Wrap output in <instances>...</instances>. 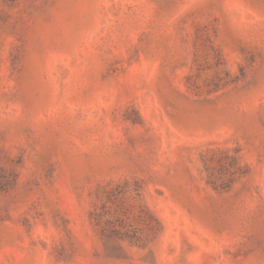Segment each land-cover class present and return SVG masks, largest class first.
<instances>
[{"label": "rangeland", "instance_id": "obj_1", "mask_svg": "<svg viewBox=\"0 0 264 264\" xmlns=\"http://www.w3.org/2000/svg\"><path fill=\"white\" fill-rule=\"evenodd\" d=\"M0 264H264V0H0Z\"/></svg>", "mask_w": 264, "mask_h": 264}]
</instances>
